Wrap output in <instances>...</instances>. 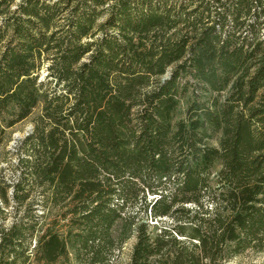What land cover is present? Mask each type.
Here are the masks:
<instances>
[{"label": "trees", "instance_id": "1", "mask_svg": "<svg viewBox=\"0 0 264 264\" xmlns=\"http://www.w3.org/2000/svg\"><path fill=\"white\" fill-rule=\"evenodd\" d=\"M37 109L0 264L264 250V0H0V145Z\"/></svg>", "mask_w": 264, "mask_h": 264}, {"label": "rangeland", "instance_id": "2", "mask_svg": "<svg viewBox=\"0 0 264 264\" xmlns=\"http://www.w3.org/2000/svg\"><path fill=\"white\" fill-rule=\"evenodd\" d=\"M47 74L46 69L42 70V76ZM39 113V109L26 120L16 124L15 126L7 129L6 139L2 145H0V179L6 182H15L18 179V160H19V147L23 139L33 130L34 119ZM216 143V142H215ZM219 166L216 167L218 169ZM11 194V191L9 192ZM15 203L11 201L10 205L4 206L2 198L0 197V207L4 208L5 211L0 213V224L5 223L9 226L14 217L13 212L15 211ZM18 217L22 215V211L19 214H15ZM33 249L35 246V240H31ZM134 239L130 240L125 244L123 249L118 253V259L120 264H128L130 258V252ZM58 264H79L75 259L71 260V263L60 261ZM223 264H264V250L255 251L248 250L245 253L232 257L225 261Z\"/></svg>", "mask_w": 264, "mask_h": 264}]
</instances>
